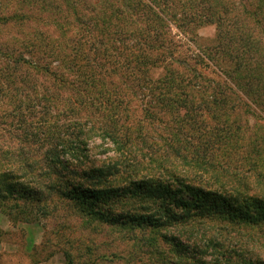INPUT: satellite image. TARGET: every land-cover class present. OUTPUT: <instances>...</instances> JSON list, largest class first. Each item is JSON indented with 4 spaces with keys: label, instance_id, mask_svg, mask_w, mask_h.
<instances>
[{
    "label": "rangeland",
    "instance_id": "obj_1",
    "mask_svg": "<svg viewBox=\"0 0 264 264\" xmlns=\"http://www.w3.org/2000/svg\"><path fill=\"white\" fill-rule=\"evenodd\" d=\"M110 3L120 10L104 32L100 26L103 6ZM3 17L9 19L0 20V152L22 154L39 168L49 139L60 134L63 126L84 124L86 133L92 134L90 126L104 127L113 121L120 133L135 139L139 157L150 156L149 152L159 159L167 157L171 148L195 135L193 129L205 135L216 128L215 124L223 131L236 129L243 137L240 145L252 136L264 138V93L259 90L264 86V3L260 0H0ZM95 48L99 52L97 63L108 59L104 56L109 49L108 54L114 51L123 68L138 54H153V60L162 54L164 62L172 59L175 64L171 66L150 62L144 67L149 72L148 86L157 82L159 90L165 69L189 80L191 70L196 69L216 89L232 90L231 115L210 118L201 110L188 128L183 125L182 108L174 106L170 111L158 103L157 95L165 91L155 92L154 97L148 89L137 90L136 84L123 82L119 73L112 75L110 71L105 77L98 76L96 89L89 91L80 80L92 69L88 56ZM73 52L83 55L76 57L71 70L56 60L69 59ZM35 54L45 56L44 66L55 70L57 77L62 75V82L42 73V77L32 75L7 57L33 62ZM236 54L244 66H238ZM246 66L263 71L259 85L250 79ZM178 93L170 95L171 105L174 98H183ZM190 95L198 104L210 97L208 93ZM89 142L84 155L97 165V160H103V150L112 146L95 137ZM172 158L181 171L188 170L187 161ZM86 165L91 167L88 162ZM33 180L38 184L34 187L49 182L43 177ZM204 225L202 231L210 226L222 235L224 247L234 245L238 251L246 246L264 264V232L218 220ZM168 232H131L91 220L55 192L44 193L41 201L31 203L6 199L0 204V264H161V256L148 254L154 251L151 240L170 258L188 254L198 260L192 253L199 250L193 236H179L178 230L171 229L175 244L184 246L174 247L163 241Z\"/></svg>",
    "mask_w": 264,
    "mask_h": 264
},
{
    "label": "trees",
    "instance_id": "obj_2",
    "mask_svg": "<svg viewBox=\"0 0 264 264\" xmlns=\"http://www.w3.org/2000/svg\"><path fill=\"white\" fill-rule=\"evenodd\" d=\"M260 1L264 3L263 0ZM118 9L120 10V7L112 6V3L103 6V20L100 24L102 31L107 30L112 17L119 12ZM7 19L9 17L0 18L3 22ZM114 34L115 32L111 35ZM217 34L220 36V30ZM135 42L136 44L139 42L136 37ZM115 44L114 39L113 45ZM89 52L92 53L88 56L92 69L82 74L80 80L81 86L89 91L96 89L95 80L98 76L105 77L108 71L112 75L119 73L123 82L136 84L137 90L142 87L148 89L152 95L157 91H165L157 95L158 103L170 111L174 106L182 108L186 121L183 125L188 128L189 122L192 121L194 124L195 117L201 110L210 118L215 115H229L230 110H233L230 109L232 106L229 98L232 90L216 89L210 85L212 81L201 77L196 69L191 70L192 80L179 78L175 76L177 72L165 69L160 90L157 82L151 81V85L148 86L150 79L148 80L149 72L146 68L152 64L150 62L161 64L168 62L169 66L175 64L172 59H167L169 60L167 62L161 61L162 54L156 56L154 60L153 54H138L131 59L130 65L123 68L124 66H119L120 62L115 60L117 55L114 51L108 54V49L105 56L103 54L108 59L99 63L98 50L95 48ZM73 55L66 60L57 58L59 54L55 58L59 63L69 66L71 70L75 66L76 57L83 54L76 56V52H73ZM7 57L11 59V64L18 62L32 75L42 77L40 75L42 73L56 83L63 80L62 75L57 77L55 70L51 71L48 66H44V55H32L33 62L24 59L16 61L13 60V56ZM235 57L238 66H244L237 54ZM247 68L252 74L250 79H255L256 86L259 85L257 81L260 80L259 75L263 71ZM153 82L156 84L155 87H152ZM125 86L132 89L127 84ZM245 87L246 84L243 85V88ZM263 87L260 86L259 90H263L264 93ZM175 93L182 95L183 98H178L179 100L174 98L175 105H171L169 97ZM192 93L197 96L208 93L212 98H203L198 104L193 102L194 97L190 95ZM115 124L116 121L108 124L106 122L110 127L90 126L92 134L86 133L84 124L63 126L60 134H52L49 139L50 142L43 152L42 167L39 168L22 154L0 152V204L6 199L16 203L19 201L31 203L35 199L41 201L44 193L55 192L73 202L79 213L91 220L104 221L107 225L131 232L138 229L154 232L170 230L169 237L163 236V241L172 243L174 247L184 246L179 242L175 244L173 239L176 237L171 229H174V232L178 230L179 236H183L184 233L188 237L193 236L195 245L199 247V250L192 252L199 257L197 261L188 254L180 256L173 253L175 256L170 258L155 246V240H151L154 251L150 250L148 254L158 258L161 256V264H263L260 257L250 254L246 246H240L244 250L238 251L234 245L224 247V241L221 243L222 235L214 233L215 229L211 230L210 226L202 231L204 223L218 220L232 226L264 232L263 137L258 139V136H252L247 143L240 145L243 137L236 129H232V132L223 131L215 124L216 128L205 135L199 133L198 129H193L195 135L179 143L176 148H171V153L167 157L162 156L163 158L159 159L150 152V156L139 157L136 153L135 139L120 133ZM94 137L101 143L107 142L112 146V149L103 150V160H97L99 162L97 165H94L95 161H92L93 164L90 163L89 158L87 161L84 155L89 149L87 145L90 143L89 140ZM192 138L193 140L197 138V141L192 143ZM175 156L187 161L188 170L181 171L180 167L174 165L172 157ZM87 162L91 167L86 165ZM164 163L168 165L165 167ZM38 177H43L49 182L34 187L33 185L38 184L33 179ZM42 210L46 212L43 206ZM205 257L209 260H205Z\"/></svg>",
    "mask_w": 264,
    "mask_h": 264
}]
</instances>
